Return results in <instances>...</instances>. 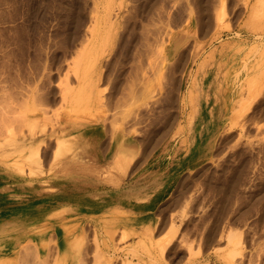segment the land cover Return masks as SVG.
Here are the masks:
<instances>
[{"label": "rangeland", "instance_id": "obj_1", "mask_svg": "<svg viewBox=\"0 0 264 264\" xmlns=\"http://www.w3.org/2000/svg\"><path fill=\"white\" fill-rule=\"evenodd\" d=\"M222 59L208 161L149 213L61 211L85 185L108 203L119 145L140 156L125 180L187 151ZM0 196V264H264V0H0Z\"/></svg>", "mask_w": 264, "mask_h": 264}, {"label": "crops", "instance_id": "obj_2", "mask_svg": "<svg viewBox=\"0 0 264 264\" xmlns=\"http://www.w3.org/2000/svg\"><path fill=\"white\" fill-rule=\"evenodd\" d=\"M223 61V59L219 60L213 68L199 72L200 78L203 80H201L202 83H200L198 89L205 90L211 95V99L208 102H212V108L214 109L209 110L206 103H204L206 100L204 98L201 99L202 101L197 106V112L193 116L194 120L189 123L188 137L190 140L188 146L190 148L187 147V151L180 152L179 154L174 153V157L166 165L154 157L152 160H148L143 167L132 170L125 180L124 177L127 169L129 167V169L133 168L135 166L133 164L140 160V156L135 153L131 154V147L119 145L112 157V164L107 166L106 173L104 174L108 179V183L103 185L108 188L104 194L108 203H104V200H91L90 194L87 192V186L85 185L83 193L80 189L76 188L75 195L68 200L72 203L71 205H66L64 209L61 210L59 208L57 211L61 210L71 213L77 207L79 208L80 202H85L84 209L86 210V215H89V212L93 210V207L89 206V203H95L103 208L116 205L138 213H149L165 201L171 195L178 179L184 173L199 168L210 157L212 145H214L215 138L220 132L219 129L222 123L221 114H218L220 104L222 103L224 107L229 106V100L226 94L229 87L224 82V79L221 78L225 73L223 71V64L225 62ZM177 155L179 158L175 160ZM75 179L73 178L75 187H77L78 184ZM47 181L45 179H38L35 185L41 187ZM25 183L23 185L26 188L34 185L30 180H26ZM9 186L11 187L12 185ZM104 195H102V198H105ZM4 197L6 199L10 198L9 200H12L13 197L16 199L23 198L18 194L14 195L12 192L10 196L5 194ZM0 202V207H4L0 208V210L8 211L1 212L0 219L6 220L8 216L12 215V211L6 207L7 201L5 202V206L2 205L3 200L1 196ZM20 215H24L23 211ZM6 221L2 225H6ZM4 248L6 249V247Z\"/></svg>", "mask_w": 264, "mask_h": 264}, {"label": "bare ground", "instance_id": "obj_3", "mask_svg": "<svg viewBox=\"0 0 264 264\" xmlns=\"http://www.w3.org/2000/svg\"><path fill=\"white\" fill-rule=\"evenodd\" d=\"M177 40H178V39H177ZM178 42H179V40H178L177 42H176V40L173 41V43H172V45H171V49H172V50L178 48ZM164 45H165V44H164ZM161 51H162V48H161ZM239 98H240V97H238L237 100H238ZM60 147H61V143H60ZM42 227H43V226H42ZM38 229H39V228H38ZM36 230H37V229H36ZM62 238H63V239H62V244H63L64 246H65V245H72L71 240H69L67 236H63ZM27 240H28V239H27ZM18 241H22V240L20 239V240H18ZM29 241H30V240H29ZM27 242H28V241L24 242L23 245L25 244L24 246H26V247H27V246H28V247H31V242H28V243H27ZM41 242H43V240H40L39 242H37V243L39 244V246H42V243H41ZM15 243H16V240H13L12 238H8V243H7V244H8V248H9V249H12L13 251H15L14 248H13V246L15 245ZM162 250H163V249H162ZM8 258H9V257H6L5 260L8 259Z\"/></svg>", "mask_w": 264, "mask_h": 264}]
</instances>
